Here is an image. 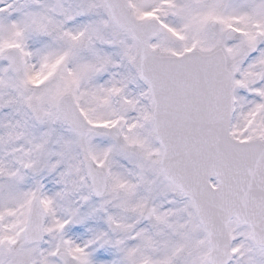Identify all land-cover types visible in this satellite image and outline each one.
Instances as JSON below:
<instances>
[{"label": "snow or ice", "instance_id": "1", "mask_svg": "<svg viewBox=\"0 0 264 264\" xmlns=\"http://www.w3.org/2000/svg\"><path fill=\"white\" fill-rule=\"evenodd\" d=\"M0 264H264V0H0Z\"/></svg>", "mask_w": 264, "mask_h": 264}]
</instances>
